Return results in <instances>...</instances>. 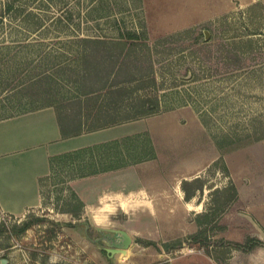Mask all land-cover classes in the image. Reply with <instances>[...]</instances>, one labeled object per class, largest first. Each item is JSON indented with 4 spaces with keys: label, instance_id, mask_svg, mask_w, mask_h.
I'll use <instances>...</instances> for the list:
<instances>
[{
    "label": "rangeland",
    "instance_id": "rangeland-1",
    "mask_svg": "<svg viewBox=\"0 0 264 264\" xmlns=\"http://www.w3.org/2000/svg\"><path fill=\"white\" fill-rule=\"evenodd\" d=\"M154 4L177 17L185 2ZM149 16L145 0H0V118L50 105L71 130L80 120L104 126L108 115L164 116L158 126L170 130L160 125L159 132L173 139L151 171L158 174L150 194L156 213L118 210L106 222L132 237L114 264H264V0L238 2L235 10L171 32ZM126 32L142 40H88ZM112 48L129 61L114 80L144 78L111 98L105 88L85 95L105 81L98 74L93 83L86 62L97 59L106 74L108 57L96 55ZM127 97L134 104H123ZM119 99L118 108L109 103ZM150 146L148 136H139L54 159L41 181V207L22 217L0 212V264H113L76 226L91 214L71 181L89 165L152 158ZM178 194L187 206L174 208Z\"/></svg>",
    "mask_w": 264,
    "mask_h": 264
},
{
    "label": "crops",
    "instance_id": "crops-1",
    "mask_svg": "<svg viewBox=\"0 0 264 264\" xmlns=\"http://www.w3.org/2000/svg\"><path fill=\"white\" fill-rule=\"evenodd\" d=\"M216 1L218 4L212 6L213 0H184V9L178 10L177 17L168 15L166 10H158L154 4L158 0H145V4L146 11L150 12L149 17L155 19L158 29L171 32L175 25L178 28L192 26L207 17L235 10L238 2L246 6L253 0ZM161 118L164 116H149L69 136L63 135L54 106H43L0 118V212L22 217L41 207V181L52 173L53 159L56 157L109 142H121L126 138L148 136L151 139L149 150H153L152 158L79 176L71 181V186L84 200L86 210L96 225L106 227V222L109 220L110 224L111 216L118 210L129 214L143 209L154 215L157 206L150 194L157 191L158 174L151 171L156 170L160 153L167 150L161 147L171 145L173 139L172 132H159L160 125L169 129L167 124L158 126L157 121ZM177 198L175 207L173 204L171 209L188 205V201H182V195L178 194Z\"/></svg>",
    "mask_w": 264,
    "mask_h": 264
},
{
    "label": "trees",
    "instance_id": "trees-1",
    "mask_svg": "<svg viewBox=\"0 0 264 264\" xmlns=\"http://www.w3.org/2000/svg\"><path fill=\"white\" fill-rule=\"evenodd\" d=\"M89 41L93 42V43H96V44H116V45H121V44H126L128 42H140L142 40L141 38V35L137 32H126V33H121L118 38H115V39H110V38H106V37H103V38H88ZM115 49H108V50H104L103 52L99 53L98 55H96L97 57L99 58H103L105 59V57H108L106 62L108 61L109 62V68L105 74V72H102L100 73L98 70L99 67L98 65L100 64V62L97 60V59H89V61L86 62V65L87 66H90L91 69L90 70H87V71H90L91 74H93L95 76V79L93 81V83H96V80L100 79L101 75L104 74L103 76L104 77H101V78H105V81L101 82L100 85H93V86H89V85H85V87H88L89 86V89L86 90V93L85 95H94L96 93H98L101 89H104L105 88V95L109 96V98L113 97L115 94H119L120 93V90L122 87V85L124 84H131V83H135V82H138L140 80H142L145 76V74L143 75H137L135 73V75L129 77V78H126V79H122V80H114L116 79V76L119 77L120 75V72L122 71V66L124 65H128V62L129 61H121L120 60V57L121 54H118V57H114L115 54H110L109 52L110 51H114ZM122 50L119 52L121 53ZM89 54H93L92 52H90ZM109 54V55H108ZM139 72H141V70H139ZM100 75V77H98L97 75ZM89 76V75H87ZM111 96V97H110ZM120 98H123L121 97L120 95ZM124 99H119L118 101H112V102H109V103H114V107L118 108V106L121 105L120 101L123 102ZM116 102V103H115ZM129 104L132 105L134 104V101H129V98L127 97L125 99V103L123 104ZM145 104H148V102H143V105ZM112 107L110 106H107V108H105V115H108L109 113H111L110 109ZM145 115H149L150 113L148 112H144ZM141 114L140 113H128L126 117H121V118H118V117H106L107 120L105 121V125L102 126V125H96V122L93 121V124H91L90 126H86V122L83 121V120H80L79 122V125L77 126H73V129L69 130L67 129V127L65 126V124L62 122V119H61V116L59 115L58 113V118H59V123L61 125V128H62V132H63V135L64 136H69V135H74V134H79V133H82V132H87V131H93V130H96L98 128H101V127H108V126H111V125H115V124H119V123H123V122H127V121H131L133 119H136L140 116ZM143 115V114H142ZM98 124V122H97ZM130 138H126L125 140H128ZM115 143H119L118 141H114V142H109V143H105L104 145H100V146H95V147H89V148H84V149H79V150H76V151H73V152H69V153H66V154H63L61 156H58L56 157L55 159L57 158H60V157H66V156H76V155H82V154H85V153H88L90 151H94L95 149H98V148H105V147H110L112 146V144H115ZM146 158V157H145ZM145 158H142V159H139V160H145ZM147 158H149V156H147ZM146 158V159H147ZM54 161V159H53ZM129 162H136V160H131V161H109L108 163H105L104 164H99V165H89L88 166V171L86 173H83L81 174L80 176H87V175H90V174H94L96 172H99L100 170H105V171H108V170H111V169H115V168H118V167H122V166H125L126 164H128ZM186 199H190V196L187 195L185 196ZM35 220H30V221H27L25 222L19 229H17L16 232H22V231H25L27 228H29L33 223H34ZM259 242H261L260 240H258ZM235 245L237 246H242V244L240 243H237V242H234ZM259 244H252L251 245V248H253L254 246H258Z\"/></svg>",
    "mask_w": 264,
    "mask_h": 264
},
{
    "label": "water",
    "instance_id": "water-1",
    "mask_svg": "<svg viewBox=\"0 0 264 264\" xmlns=\"http://www.w3.org/2000/svg\"><path fill=\"white\" fill-rule=\"evenodd\" d=\"M205 38H209L208 32L205 30ZM81 230V235L87 238L92 243L98 245L99 248H103L109 255L112 263H115V260L118 255L126 254L127 249L132 243L131 235L123 230L116 228H109L104 226L96 225L93 219L88 221H82L81 223L76 224ZM93 228L94 236L89 234V229ZM112 232V235L110 234ZM118 236V237H116Z\"/></svg>",
    "mask_w": 264,
    "mask_h": 264
},
{
    "label": "bare ground",
    "instance_id": "bare-ground-1",
    "mask_svg": "<svg viewBox=\"0 0 264 264\" xmlns=\"http://www.w3.org/2000/svg\"><path fill=\"white\" fill-rule=\"evenodd\" d=\"M111 235H112V232L110 233ZM116 237H118V236H116ZM127 251H128V249H127ZM127 253V252H126ZM123 255H125L124 253H123Z\"/></svg>",
    "mask_w": 264,
    "mask_h": 264
}]
</instances>
